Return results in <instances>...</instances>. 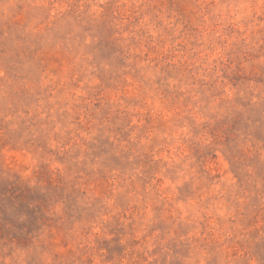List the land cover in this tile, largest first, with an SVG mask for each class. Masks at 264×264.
<instances>
[{"label": "rangeland", "instance_id": "374dc122", "mask_svg": "<svg viewBox=\"0 0 264 264\" xmlns=\"http://www.w3.org/2000/svg\"><path fill=\"white\" fill-rule=\"evenodd\" d=\"M0 264H264V0H0Z\"/></svg>", "mask_w": 264, "mask_h": 264}]
</instances>
